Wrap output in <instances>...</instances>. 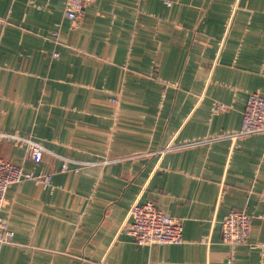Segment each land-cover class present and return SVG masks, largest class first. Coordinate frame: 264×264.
I'll return each mask as SVG.
<instances>
[{
  "label": "crops",
  "instance_id": "0c3cea01",
  "mask_svg": "<svg viewBox=\"0 0 264 264\" xmlns=\"http://www.w3.org/2000/svg\"><path fill=\"white\" fill-rule=\"evenodd\" d=\"M65 3L0 0V130L47 149L0 140V158L52 173L9 187L0 264H264V136L229 139L264 95V0H96L77 22ZM148 201L183 243L127 234ZM233 210L248 244L223 241Z\"/></svg>",
  "mask_w": 264,
  "mask_h": 264
},
{
  "label": "built area",
  "instance_id": "2783aa9c",
  "mask_svg": "<svg viewBox=\"0 0 264 264\" xmlns=\"http://www.w3.org/2000/svg\"><path fill=\"white\" fill-rule=\"evenodd\" d=\"M96 0H66L64 16L72 22H77L83 15L85 7ZM57 37V34H55ZM57 54H55L56 56ZM225 106L218 105L215 112L224 110ZM264 136V95L252 93L243 112L240 128L231 134L232 142L253 136ZM0 140L7 141L18 147H25L30 158L40 163L46 147L38 140L25 137L19 132L0 130ZM181 145L168 144L160 149L152 150L147 155L162 157L166 153L180 148ZM103 161L90 163V165L103 164ZM73 161L65 160L63 170L69 168ZM74 164V163H73ZM88 165V164H87ZM79 170V168H76ZM23 181H34L44 187H52V173L40 172L38 174L25 170L23 165L0 158V244L14 242L15 235L4 223L2 211L5 207L9 187ZM251 216L245 211L233 210L228 213L223 222V241L229 245L248 244L251 231ZM127 234L139 246H152L156 244L178 245L183 243L182 221L160 210L153 201L144 204L134 203L130 209L129 221L126 227Z\"/></svg>",
  "mask_w": 264,
  "mask_h": 264
}]
</instances>
